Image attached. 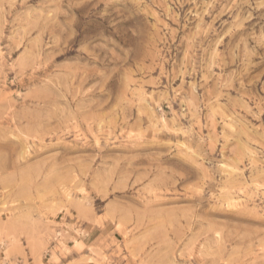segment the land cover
Masks as SVG:
<instances>
[{"label": "rangeland", "instance_id": "rangeland-1", "mask_svg": "<svg viewBox=\"0 0 264 264\" xmlns=\"http://www.w3.org/2000/svg\"><path fill=\"white\" fill-rule=\"evenodd\" d=\"M0 264H264V0H0Z\"/></svg>", "mask_w": 264, "mask_h": 264}]
</instances>
